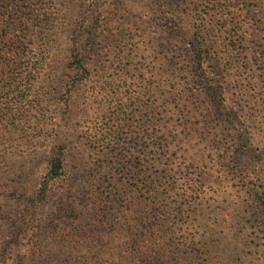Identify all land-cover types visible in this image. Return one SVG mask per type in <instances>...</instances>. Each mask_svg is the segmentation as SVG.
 Masks as SVG:
<instances>
[{
    "label": "trees",
    "instance_id": "obj_1",
    "mask_svg": "<svg viewBox=\"0 0 264 264\" xmlns=\"http://www.w3.org/2000/svg\"><path fill=\"white\" fill-rule=\"evenodd\" d=\"M229 1L231 5L216 10L219 24L230 29L229 38L231 31L232 36L240 33L242 47L235 45L234 51L246 65L264 64V0ZM179 3L178 0H163L158 5L154 19L156 39L161 42L164 37L166 42H176L181 47L180 64L183 68L180 73L188 74L190 80L188 82L185 78L177 94H170L169 101L153 102L154 112L148 131L153 137L150 140L153 141V151L126 150V142L122 145L120 141L121 131L125 128L124 113L114 111L106 117L110 127L99 137L102 145L107 142L109 145L98 147L97 152H88L94 168H89L87 175L84 173L78 177L67 168L68 152L76 135L69 116V95L77 83L88 78V66L99 64L100 53L96 48L99 35L95 30L102 11L97 8L82 12L77 23L73 18L74 7L63 2L54 7H38L31 5L29 0H0V121L7 122L8 134L12 135L21 126L15 123L21 118L12 116L27 112L20 107L25 98H30L27 100L29 103L33 99L45 103L59 93L66 113L56 122H51L46 134L48 151L47 154L46 151L41 152L40 163L44 162L46 167L36 185L26 179L33 177L30 159L34 156L27 155L21 160L16 156L17 150L0 156V176L7 178L8 174L10 177L7 189L0 190L7 198L21 201L23 208L26 206L24 211L17 213L18 217L10 219L7 227L9 242L2 249L1 256L5 250L8 255L12 247L19 245V240H25L27 253L30 257L35 256L41 264H51L55 251L53 246L57 242L66 245L60 252L66 257L63 264H199L197 256L205 250L203 242L213 233L207 232L205 238L199 239L202 242L199 247L198 242L188 243L185 230H169L172 221L178 218L177 208L186 206L191 198L184 196L187 203L181 204L182 196L173 192L168 181L171 172L160 152L168 148L173 138L168 116L183 114L200 118L208 128L218 130L224 127L227 131L235 156L232 166L229 162L222 165L223 179L230 176L239 183V192L256 204L264 235V175L262 170L244 165V158L250 153L244 125L237 123L234 105L226 101L229 91L209 77L221 64L216 52L218 43L207 44L197 21L194 22L186 13L184 17L181 15ZM63 45L66 46L64 56L61 55ZM110 70L113 69L110 67ZM59 74V84L55 86ZM262 80L264 78L255 79L260 84L259 88H263ZM191 84L203 87L208 103L194 99L196 91L192 93ZM261 92L262 103L258 102L256 107L264 103V90ZM137 106L147 107L143 101ZM213 122L218 125H213ZM179 129L181 125H177L175 133ZM127 131L126 141L138 134ZM177 168L181 190L187 194L191 172L199 166H194L188 159ZM201 169L204 175L208 173L206 168ZM22 180L27 183L24 187L20 185ZM214 188V192L218 191L217 187ZM57 191L64 197V207L70 211H58L57 207L50 211L57 220L54 232L60 235H53L51 244L44 250L34 216L43 201ZM79 208L81 211H77ZM63 213L65 215H61ZM237 221L233 217L229 223L223 220L222 223L227 224L225 230L215 231L221 252H229L228 247L232 243L226 239L225 244L224 232L229 233L228 224L233 225ZM206 245L210 247L208 242ZM224 257L228 258L227 254L220 257L218 264Z\"/></svg>",
    "mask_w": 264,
    "mask_h": 264
},
{
    "label": "rangeland",
    "instance_id": "obj_2",
    "mask_svg": "<svg viewBox=\"0 0 264 264\" xmlns=\"http://www.w3.org/2000/svg\"><path fill=\"white\" fill-rule=\"evenodd\" d=\"M162 1L29 0L31 5L36 4L38 7H54L61 2L69 4L75 9L73 18L77 23L80 14L84 12H91L97 8L102 11L99 16V26L95 30L99 35L96 46L100 53L99 64L88 66V78L77 83L74 91L69 95V116L76 129V135L75 140L71 141L67 168L74 171L78 177L84 173L87 175L88 169L94 168L89 153L97 152L98 147L109 145L108 142L102 145L99 137L110 127L106 117L114 111L124 113L125 128L121 131L120 141L122 145L126 142V150L133 152L147 149L151 153L153 141L150 140L153 137L148 131L154 112L153 102L169 101L170 94H177L179 85L185 83V78L188 82L190 80L188 74L180 73L183 68L180 64L181 47L176 42L168 40L166 42L164 37L161 42L156 39L158 35L154 23L155 12ZM178 1L182 9L181 15L184 17L186 13L192 16L194 22L197 21L200 25L198 28L200 27L202 31V38L207 44L218 43L216 52L219 54L218 59L221 64L214 73L209 74V77L216 81L219 87L229 91L226 101L234 105L237 123L244 125L250 152L244 158V165L262 170L264 175V103L256 107L258 102L262 103L261 91L264 90V80H262L263 88H259L260 84L255 81L257 78H264V64L258 63L253 67L246 65L244 59L234 51L235 45L237 48L242 47L243 40L240 41V33L232 36L231 31L230 39L227 35L230 29L219 24L221 22L218 21L216 10L227 7L232 2L229 0ZM159 43L160 47H158ZM64 47L66 46L63 45L61 48L63 56ZM110 67L113 70H110ZM59 80L60 74L55 86H58ZM189 87L192 93L196 91L194 99L208 103L202 86L191 84ZM29 99L22 100L20 106L27 112L12 116L14 119L21 118L15 122L21 124L20 128L12 135L8 134L7 122L0 121V156H7V153L14 150H17L16 156L21 160L27 155L34 156L30 159L34 169L33 177L28 176L26 179L27 182H32V185H36L46 167L44 162L40 163L43 157L41 152L46 151L47 154L49 141L47 142L46 134L51 122H56L66 113L65 106L60 101V93L45 103L39 99H33L34 101L29 103L27 102ZM142 101L145 102L146 108L137 106L138 102L140 104ZM28 103L31 104L30 109ZM7 119L9 120L8 116ZM168 120L173 138L170 139L168 148L160 151L164 157L163 162L167 163V168L171 172L168 181L173 187V192L177 196H182L181 204L187 203L184 201V196L191 198L190 203L181 207L182 210L177 208L175 212L178 218L175 222L172 221L169 230H185L184 236L188 243L198 242L199 247L202 243L199 239L205 238L207 232L213 233L203 242L205 250L201 256H197L199 264H218L220 257L225 254L228 258L224 257L220 264H264L263 225L256 212L259 210L255 203L239 192V183L233 181L230 176L223 179L222 165L229 162L232 166L235 156L234 146L227 131L224 127L218 130L208 128L200 118L187 114L168 116ZM212 124L218 125L217 122ZM177 125H181V129L175 133ZM183 127H185L184 132H182ZM126 129L138 134L126 141L128 132ZM147 159L150 160V155ZM188 159L193 161L194 166L206 168L208 173L204 175L202 169L200 171L199 168H195L189 177L192 180L186 186L189 190L184 194L180 187L181 180L177 167L185 164ZM8 178H10L8 174L7 178L0 176V189H7L10 185ZM26 184L23 180L20 181L21 186L24 187ZM214 187H217L218 191L214 192ZM2 191L0 190V264H12L16 259L15 264H41L35 256L30 257L29 252L27 253L25 240H19V245L12 247L8 255L5 250V254L1 256L2 249L7 247L9 242L7 227L10 219L18 217L17 213L26 209V206L23 208L24 204L21 201L7 198ZM59 192L43 201L34 216L38 228L37 235L41 236V248L44 250H47L48 245L51 244L53 235L58 234L54 232L57 220L52 217L50 211H55L54 207H57L58 211H70L64 207V197L60 196ZM231 217L238 221L233 225L228 224L230 232L225 231L223 237L225 244H227L226 239L232 244L228 247L230 249L228 253L221 252L222 249L217 246L215 231L220 233L225 230L224 226L227 224L222 222L226 220L229 223ZM64 248H66L65 243H54L55 251L51 264H63L66 257L61 256L60 252Z\"/></svg>",
    "mask_w": 264,
    "mask_h": 264
}]
</instances>
